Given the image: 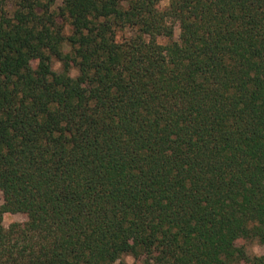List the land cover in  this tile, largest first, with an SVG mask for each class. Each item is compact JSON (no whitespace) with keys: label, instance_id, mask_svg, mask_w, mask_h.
<instances>
[{"label":"trees","instance_id":"16d2710c","mask_svg":"<svg viewBox=\"0 0 264 264\" xmlns=\"http://www.w3.org/2000/svg\"><path fill=\"white\" fill-rule=\"evenodd\" d=\"M0 192V264H264V0H0Z\"/></svg>","mask_w":264,"mask_h":264},{"label":"rangeland","instance_id":"374dc122","mask_svg":"<svg viewBox=\"0 0 264 264\" xmlns=\"http://www.w3.org/2000/svg\"><path fill=\"white\" fill-rule=\"evenodd\" d=\"M167 4H168L167 1H160L158 6L160 9H163L167 6ZM171 24H173V27H174V35L172 39L176 40L179 35L178 23L171 22ZM119 35H125V32H120ZM155 41L160 44H165L168 42L167 39H162V38H156ZM54 69L58 71L59 69L58 63L54 64ZM70 75L72 77H76L77 71L75 69H72L70 72ZM1 203H2V193L0 192V204ZM25 221H26V216L25 214H22V213H16V214L8 213V214L3 215V218H2V224L6 228L12 223H23ZM242 244L244 245L245 250L248 253V255H261L264 253V245H261L257 243L256 241L246 242ZM147 259H148L147 256L143 254L140 256L128 255L122 258V262L125 264H144V260H147Z\"/></svg>","mask_w":264,"mask_h":264}]
</instances>
